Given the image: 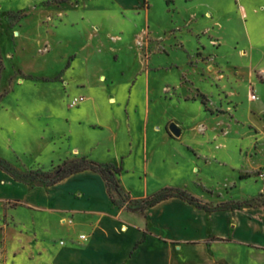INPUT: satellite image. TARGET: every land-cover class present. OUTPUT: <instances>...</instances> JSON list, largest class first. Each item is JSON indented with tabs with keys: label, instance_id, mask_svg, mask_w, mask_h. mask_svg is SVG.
<instances>
[{
	"label": "rangeland",
	"instance_id": "rangeland-1",
	"mask_svg": "<svg viewBox=\"0 0 264 264\" xmlns=\"http://www.w3.org/2000/svg\"><path fill=\"white\" fill-rule=\"evenodd\" d=\"M81 157L121 167L131 205L178 188L264 208V0H0V162L26 175ZM28 209L0 200V256Z\"/></svg>",
	"mask_w": 264,
	"mask_h": 264
},
{
	"label": "crops",
	"instance_id": "crops-1",
	"mask_svg": "<svg viewBox=\"0 0 264 264\" xmlns=\"http://www.w3.org/2000/svg\"><path fill=\"white\" fill-rule=\"evenodd\" d=\"M107 1L127 10L142 0ZM71 149L82 155L77 146ZM108 162L113 163H103ZM6 182L13 193L0 200L22 203L29 213L25 223L15 217L14 228L24 230L16 240L8 237V227L0 264H223L234 263L229 257L234 252L264 255V241H256V235L264 239L263 207L206 211L171 197L141 214L113 205L104 181L92 171L51 186Z\"/></svg>",
	"mask_w": 264,
	"mask_h": 264
},
{
	"label": "trees",
	"instance_id": "trees-1",
	"mask_svg": "<svg viewBox=\"0 0 264 264\" xmlns=\"http://www.w3.org/2000/svg\"><path fill=\"white\" fill-rule=\"evenodd\" d=\"M67 0H54L55 3H65ZM0 169L6 173H8L15 181H19L22 183H26V180H30L31 182L36 181V185H45L51 186L54 185L70 175L83 172V171H92L98 174L105 183L109 199L113 205L123 207L126 210L132 212H139L141 214L144 211L158 202L171 198L177 197L182 200H185L189 204L195 205L201 209L206 211L211 210H219V209H234L239 208L243 205H252V203L256 200H247L243 202H231L222 204L220 206H216L213 208H209L208 204L203 202L201 199L192 196L184 190L178 188H163L158 192L152 194L149 197H146L139 201L138 203L131 205V199L126 195H123L122 189L119 183V175L122 171L121 167H114L113 165H103L101 163L86 159L85 157H81L76 160H67L64 161L61 165L57 166L53 171L50 172H29L26 175H17L12 169L6 164L0 162ZM115 197L119 200L116 201Z\"/></svg>",
	"mask_w": 264,
	"mask_h": 264
},
{
	"label": "water",
	"instance_id": "water-1",
	"mask_svg": "<svg viewBox=\"0 0 264 264\" xmlns=\"http://www.w3.org/2000/svg\"><path fill=\"white\" fill-rule=\"evenodd\" d=\"M169 131L174 136H179L181 133L180 129L175 124H170Z\"/></svg>",
	"mask_w": 264,
	"mask_h": 264
},
{
	"label": "built area",
	"instance_id": "built-area-1",
	"mask_svg": "<svg viewBox=\"0 0 264 264\" xmlns=\"http://www.w3.org/2000/svg\"><path fill=\"white\" fill-rule=\"evenodd\" d=\"M249 99L251 101L256 100V96L255 95H250ZM258 177L260 178V180H262L264 182V169L259 172ZM80 238H84V236L81 235Z\"/></svg>",
	"mask_w": 264,
	"mask_h": 264
},
{
	"label": "bare ground",
	"instance_id": "bare-ground-1",
	"mask_svg": "<svg viewBox=\"0 0 264 264\" xmlns=\"http://www.w3.org/2000/svg\"><path fill=\"white\" fill-rule=\"evenodd\" d=\"M242 54H244V53H242Z\"/></svg>",
	"mask_w": 264,
	"mask_h": 264
}]
</instances>
